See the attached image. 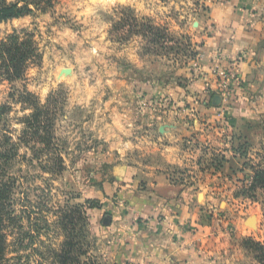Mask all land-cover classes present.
I'll return each instance as SVG.
<instances>
[{
    "label": "crops",
    "instance_id": "0c3cea01",
    "mask_svg": "<svg viewBox=\"0 0 264 264\" xmlns=\"http://www.w3.org/2000/svg\"><path fill=\"white\" fill-rule=\"evenodd\" d=\"M191 43L193 55L183 67L172 60L166 76L137 80L116 68L108 85L69 87V110L89 116L84 124L95 145L78 156L100 178L88 181L84 200L101 204L89 215L112 264H232L241 252L216 217L226 203L213 193L215 183L192 185L175 175L198 156L187 151L190 140L224 151L214 128L223 108L234 125L236 109L256 99L264 106V0H216ZM149 58L137 55L133 63L145 70ZM216 70L231 74L233 104ZM234 168L228 162L217 175L230 181Z\"/></svg>",
    "mask_w": 264,
    "mask_h": 264
},
{
    "label": "rangeland",
    "instance_id": "374dc122",
    "mask_svg": "<svg viewBox=\"0 0 264 264\" xmlns=\"http://www.w3.org/2000/svg\"><path fill=\"white\" fill-rule=\"evenodd\" d=\"M215 1L52 0V8L46 13L36 12L34 17L0 23V41L13 34L14 30L26 29L34 34L42 54L40 61L29 63L22 80L0 84V107H12L11 112L1 118L0 128L5 126L11 131L19 145L18 157L11 167L12 175L19 178L15 195V201L20 203L16 206L18 213L23 216L32 213V219L40 229L45 227V221L49 226L41 230L42 236L34 244L40 255L48 258L50 252L60 249L65 240L56 228L60 210L68 206H83L84 198L92 191L88 181L96 176L100 178L97 172L92 173L91 168H84L83 159L78 156L81 147L93 149L95 144L91 125L84 124L89 116L78 109L69 110V87L108 85L118 77L116 68L129 69L132 71L130 77L141 80L149 75H168L174 66L173 61L183 67L185 58L193 55L191 39L201 35L209 9ZM5 2L12 4L15 0ZM123 18H126L127 27L120 29L123 26L119 28L118 25ZM148 26L159 30L160 35L153 32L148 37H142L141 32H147ZM153 39H160L158 45L152 44ZM137 55L151 57L145 61V70L133 63ZM158 56L163 60L157 59ZM66 69H70L71 73H65ZM232 86L235 91L237 86L233 83ZM24 91L33 94L40 105H45L50 97L57 102L50 107V114L55 119L52 129L55 148H58L57 154L64 159L65 165V171L59 176L52 172L53 149L34 143L23 145L17 139L25 127L23 119L31 113L29 107L20 103L19 95ZM227 100L228 104L234 102L233 97ZM258 101L261 102L256 99L252 106L236 109L235 112L239 111L241 116L234 120V125L228 116L229 107L223 108L218 113L222 124L214 128L218 129L224 151L211 144L190 140L187 151L197 152L198 156L175 175L177 180L192 185L215 183L213 193L220 195L221 201L226 203L221 211L217 209L216 217L228 223L223 232L229 238H237L241 250L232 264H260L244 248L243 241L252 238L264 243V191L247 195L243 186H235V174L241 178L240 171L251 173L252 168L264 169V106L261 103L256 105ZM79 121L82 122L79 124ZM227 126L230 131L226 130ZM228 154L231 156L229 159ZM231 161H235V168L228 176L230 181H226L223 179L226 176H218V172ZM226 206H229L227 213L224 212ZM212 212L213 215L216 213L215 210ZM249 219H253L254 224H250ZM85 233L86 243L80 233L77 242L88 250V257L95 258L99 264H112L108 251L94 233L91 219L85 225ZM14 238L15 235L9 238L7 257L18 258L9 264H27L29 258L26 256L32 250H19V245L13 243ZM49 259L45 261L41 256H32L30 263L40 261L52 264L53 260Z\"/></svg>",
    "mask_w": 264,
    "mask_h": 264
},
{
    "label": "trees",
    "instance_id": "16d2710c",
    "mask_svg": "<svg viewBox=\"0 0 264 264\" xmlns=\"http://www.w3.org/2000/svg\"><path fill=\"white\" fill-rule=\"evenodd\" d=\"M49 8H52V0H15L12 4L0 0V23L26 16L34 17L36 12L46 13ZM122 22L123 25H121ZM118 27H122L120 29L127 27L126 18L121 20ZM146 29L147 32H141L142 37H148L153 32H155V35H160V31L157 29L150 26ZM159 40L153 39L152 44L158 45ZM41 59L42 54L39 51L38 43L34 40V34L26 29L14 30L13 34L0 41V84L22 80L26 76L29 63ZM19 99L21 104L29 107L31 113L23 119L25 127L21 132V136L17 138L18 141L23 145L34 143L47 149H53L55 152L51 157L54 164L52 172L57 176L63 174L65 171L64 159L57 154L59 153L58 148H55V138L52 133L55 119L50 114V107L53 102L57 103L56 100L50 97L45 105H40L37 98L26 91L19 95ZM11 110L12 107L9 105L1 106L0 121ZM228 128L227 126L226 130L230 131ZM18 152L19 145L14 141L12 132L6 129L5 126L0 128V264H9L11 260L18 258L9 259L7 257L10 247L9 238L14 235L13 243L19 245V250H32L31 254L26 256V258H29L27 264H31L30 258L32 256L36 258L41 256L42 260L45 261L51 258L53 260L52 264H99L95 258L88 257V250L77 242L80 233L86 243L85 225L91 219L89 211L101 208V204L96 200L87 199L83 206H68L60 210L56 228L65 240L58 251L50 252V255L46 258L43 253V255H40L34 249V244L42 236L41 230H45L49 226L48 222L45 221L43 223L45 227L40 229L39 224L33 221L32 213L29 212L26 216L18 213L16 206L20 203L15 201V195L17 194L19 178L11 173L12 163L18 157ZM251 170V173H246L244 170L240 171L241 178L238 177V174H235V186L244 187V194L247 195L256 193L258 190L264 191V169L252 168ZM81 224H83L82 227ZM243 246L255 256L256 261L264 264V243L248 238L243 241ZM19 250L15 252H19ZM84 257L86 261H82ZM36 263L45 264V262L40 261Z\"/></svg>",
    "mask_w": 264,
    "mask_h": 264
},
{
    "label": "built area",
    "instance_id": "2783aa9c",
    "mask_svg": "<svg viewBox=\"0 0 264 264\" xmlns=\"http://www.w3.org/2000/svg\"><path fill=\"white\" fill-rule=\"evenodd\" d=\"M215 75L220 80V90L224 95V98L226 100L232 98L234 95V87L231 83V74H229L227 71L216 70Z\"/></svg>",
    "mask_w": 264,
    "mask_h": 264
},
{
    "label": "water",
    "instance_id": "95a60500",
    "mask_svg": "<svg viewBox=\"0 0 264 264\" xmlns=\"http://www.w3.org/2000/svg\"><path fill=\"white\" fill-rule=\"evenodd\" d=\"M64 72L67 73V74H70L71 73V70L70 69H66ZM248 222L250 224H254V220L253 219H249Z\"/></svg>",
    "mask_w": 264,
    "mask_h": 264
}]
</instances>
